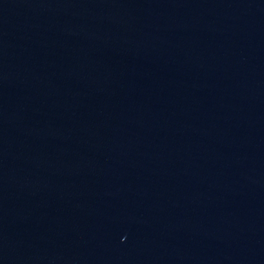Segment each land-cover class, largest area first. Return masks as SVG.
Here are the masks:
<instances>
[{"label":"water","instance_id":"95a60500","mask_svg":"<svg viewBox=\"0 0 264 264\" xmlns=\"http://www.w3.org/2000/svg\"><path fill=\"white\" fill-rule=\"evenodd\" d=\"M0 264H264V0H0Z\"/></svg>","mask_w":264,"mask_h":264}]
</instances>
